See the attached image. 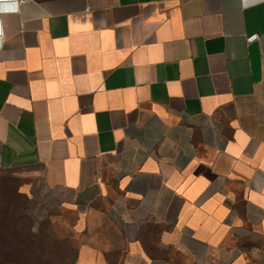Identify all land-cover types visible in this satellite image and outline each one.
I'll use <instances>...</instances> for the list:
<instances>
[{
	"label": "crops",
	"instance_id": "0c3cea01",
	"mask_svg": "<svg viewBox=\"0 0 264 264\" xmlns=\"http://www.w3.org/2000/svg\"><path fill=\"white\" fill-rule=\"evenodd\" d=\"M0 20V172L56 193L73 264H264V0Z\"/></svg>",
	"mask_w": 264,
	"mask_h": 264
},
{
	"label": "rangeland",
	"instance_id": "374dc122",
	"mask_svg": "<svg viewBox=\"0 0 264 264\" xmlns=\"http://www.w3.org/2000/svg\"><path fill=\"white\" fill-rule=\"evenodd\" d=\"M0 185L6 194L2 199L9 201L2 205H7L10 213L20 218L21 235L28 234L19 248L15 244L9 245L13 261L20 264H73L81 237L74 231L72 216L63 210L56 193L33 187L2 172ZM0 264H3L1 259Z\"/></svg>",
	"mask_w": 264,
	"mask_h": 264
},
{
	"label": "trees",
	"instance_id": "16d2710c",
	"mask_svg": "<svg viewBox=\"0 0 264 264\" xmlns=\"http://www.w3.org/2000/svg\"><path fill=\"white\" fill-rule=\"evenodd\" d=\"M5 195L6 194L3 192L0 185V223H2L0 230V259L3 260V264H20L19 261H13L14 258L11 257L8 248L9 245L12 244H15L16 247L19 248L24 242L23 240H27L28 234H26L24 237L21 235V233H23V230L20 231V229L18 228L20 218L18 216H15V214H11L8 210L9 208L7 205H2L3 203L9 202L6 200L4 202L3 199H5Z\"/></svg>",
	"mask_w": 264,
	"mask_h": 264
},
{
	"label": "built area",
	"instance_id": "2783aa9c",
	"mask_svg": "<svg viewBox=\"0 0 264 264\" xmlns=\"http://www.w3.org/2000/svg\"><path fill=\"white\" fill-rule=\"evenodd\" d=\"M24 0H3V3L0 4V11L2 12H9V11H14L18 10L19 5L23 2ZM8 3V4H6ZM6 4V5H5ZM0 32H1V20H0ZM258 38V35H252L249 37V40H254Z\"/></svg>",
	"mask_w": 264,
	"mask_h": 264
},
{
	"label": "snow or ice",
	"instance_id": "6c2138e0",
	"mask_svg": "<svg viewBox=\"0 0 264 264\" xmlns=\"http://www.w3.org/2000/svg\"><path fill=\"white\" fill-rule=\"evenodd\" d=\"M3 3V0H0V4H2Z\"/></svg>",
	"mask_w": 264,
	"mask_h": 264
}]
</instances>
